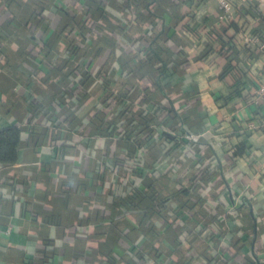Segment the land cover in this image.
<instances>
[{"label":"crops","instance_id":"0c3cea01","mask_svg":"<svg viewBox=\"0 0 264 264\" xmlns=\"http://www.w3.org/2000/svg\"><path fill=\"white\" fill-rule=\"evenodd\" d=\"M91 1L0 0V264H264V2Z\"/></svg>","mask_w":264,"mask_h":264},{"label":"trees","instance_id":"16d2710c","mask_svg":"<svg viewBox=\"0 0 264 264\" xmlns=\"http://www.w3.org/2000/svg\"><path fill=\"white\" fill-rule=\"evenodd\" d=\"M105 1H107V0H92L91 1L92 5L89 7L92 8L93 10L95 8V10H94L95 13L96 12L99 13V11H100L99 9L101 6H103L105 4ZM40 6L41 7H39V8H41V9L47 7L45 4H42ZM95 13L93 12V14H95ZM95 26L97 29L102 28V26L99 23H97ZM79 29L82 33H84V31L86 29H85L83 23H81L79 25ZM80 40H83V39H80ZM81 42L79 44L75 45V47H73V49L71 50V55L75 57L74 61H77V58H79V57L86 56L88 53L87 50L90 48L89 43H84V41H83L82 45H81ZM41 53H42V56H44V58H48V59H50L52 54H53V53H51V50L49 48L41 49ZM96 57H97V55H96ZM24 60H25V62H29L27 59H24ZM92 60H95V59H92ZM63 63L64 64L68 63V60L64 59ZM71 120H73V119H71ZM69 122L70 123L68 125H71L72 121H69ZM56 135H57V133L55 134V132L54 133L53 132L48 133L46 130L35 128L30 133L28 138L24 142H22L21 141L22 135H21V131L19 128L11 127V128H4V129L0 130V169H5L7 167H11L13 164H15L17 162L18 156H19V147L21 145L24 147H28V146L36 147V146H39L41 144L43 145L44 143L45 144L46 143L51 144L54 141V138ZM31 169L35 170L34 168H31ZM9 185L11 186V182H9ZM160 185H161V183H159V187H161ZM66 194L67 193L65 190H63V189L59 190V198L62 199V201H63L64 196H66ZM147 196L153 197V194H148ZM141 200H142V196H139V195L132 193V194L127 196V198L124 200V202L129 201L130 203L134 202V204H135V202H137L136 204L139 205ZM148 215H149V212H146V214L142 215L143 217L141 218V222H140V228L141 229L142 228L144 229L145 227H147ZM51 256H52V254L45 251V250L35 251V257L37 259L38 258H50Z\"/></svg>","mask_w":264,"mask_h":264},{"label":"built area","instance_id":"2783aa9c","mask_svg":"<svg viewBox=\"0 0 264 264\" xmlns=\"http://www.w3.org/2000/svg\"><path fill=\"white\" fill-rule=\"evenodd\" d=\"M218 6V18L219 19H226V18H232L233 17V11H232V4L229 0H215ZM247 0H240L241 3L246 2ZM259 2H264V0H258ZM245 39L249 40L248 37H245ZM257 39H252L251 41L256 42ZM254 105H263L264 106V81H262L258 86L255 88L254 91V97L252 100ZM264 125V121L262 123ZM238 188V187H237ZM234 190V188H233ZM242 192L237 193L235 192L234 200L231 203V205L228 207L227 212L229 214H233L234 212L240 211V204Z\"/></svg>","mask_w":264,"mask_h":264}]
</instances>
